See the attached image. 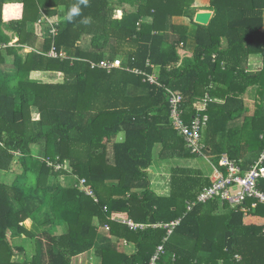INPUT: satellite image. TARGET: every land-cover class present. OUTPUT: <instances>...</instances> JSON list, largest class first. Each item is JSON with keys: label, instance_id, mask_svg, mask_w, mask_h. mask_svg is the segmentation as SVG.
<instances>
[{"label": "trees", "instance_id": "16d2710c", "mask_svg": "<svg viewBox=\"0 0 264 264\" xmlns=\"http://www.w3.org/2000/svg\"><path fill=\"white\" fill-rule=\"evenodd\" d=\"M76 3L0 0V173L10 176L0 180V264H71L90 250L99 264H148L161 243L158 264H264V204L244 212L219 196L196 201L210 175L177 164L168 165L169 195L151 190L155 144L159 162L196 156L171 125L165 91L122 68L91 67L120 57L124 67L151 72L149 62L182 95L187 123L208 93L205 153L223 173V155L246 168L264 149V0H210L206 25L193 21L194 0H118L120 8L88 0L69 23L65 14ZM43 14L57 24L55 36ZM173 16L191 24H174ZM52 45L66 57L49 56ZM257 53L263 66L249 71ZM33 72L60 73L62 81H37ZM78 177L97 203L75 186ZM154 179L167 186L166 177ZM115 218L148 226L132 230ZM178 219L170 234L153 227ZM21 236L33 240L32 256L12 242ZM18 255L23 260L13 261Z\"/></svg>", "mask_w": 264, "mask_h": 264}, {"label": "built area", "instance_id": "2783aa9c", "mask_svg": "<svg viewBox=\"0 0 264 264\" xmlns=\"http://www.w3.org/2000/svg\"><path fill=\"white\" fill-rule=\"evenodd\" d=\"M40 22L47 23L49 25V32L52 36L57 33V24L50 21L44 14L41 15ZM49 56L56 57L60 56L65 58L66 54L64 52L57 53L55 46L52 45L51 49L47 53ZM215 59V54L212 55ZM148 66L153 67L149 62ZM91 67H97L106 69L110 71L114 68H122L127 71H131L135 74L141 75L142 80L146 81L151 85L162 88L165 91L168 104L170 107V122L176 133L183 137L186 146L192 154L196 156L204 157L213 169L212 175L210 176L212 180L211 186L204 188L197 196L196 201L205 202L212 199L215 196H219L222 200L226 201L230 207H238L241 211H247L250 208H254L257 204H264V190L259 187V183L264 179V149L260 152L259 156L251 163L248 164L246 168H242L239 161L228 158L226 155L221 156L220 164L224 166L225 173L221 172L210 160L205 153V144L202 141V130L207 124L208 116L205 113L208 102L212 101V97L206 93L201 101L196 102L195 109L196 112L192 115L190 123L185 122L183 119L182 112V95L173 90L172 88L162 84L158 79L157 72H144L141 69L124 67L123 61L120 57L113 60L102 59L98 62H91ZM61 165L57 164L55 167L59 168ZM69 170V166L65 163L64 166ZM75 186L79 188L81 192L85 195L91 197L95 203L98 202V198L95 195L92 188L87 184L85 178H77ZM236 187L237 190L232 191V188ZM250 202V206L247 205V201ZM188 209L195 205V202H188ZM115 222L125 224L130 229L143 230L148 225L144 223H137L132 219H120L115 218ZM179 219L172 221L168 224H154L153 227H165L167 228V234H170L172 229L179 223ZM96 226L100 227L99 223ZM105 229H108V225H104ZM166 240V238L164 239ZM124 246H127L129 242L123 240ZM164 253L163 244H159L153 254L151 255L148 264H158L159 258ZM235 259L239 260L240 256L235 255Z\"/></svg>", "mask_w": 264, "mask_h": 264}, {"label": "crops", "instance_id": "0c3cea01", "mask_svg": "<svg viewBox=\"0 0 264 264\" xmlns=\"http://www.w3.org/2000/svg\"><path fill=\"white\" fill-rule=\"evenodd\" d=\"M111 3H117L118 0H110ZM113 5V4H112ZM114 6L116 8H120V6H116L114 4ZM195 9H198L199 8V11H210L211 12V17L210 19L212 18L213 14H214V10L213 8H211L210 6V0H194V3L192 5ZM124 7L130 11L131 9H133L130 5H124ZM195 16V15H194ZM172 23L174 24H180V25H190L191 24V20L188 18V17H185V16H173L172 17ZM193 21H194V17H193ZM210 21V20H209ZM262 32H264V11H263V14H262ZM189 45L187 48H191V43H190V40L188 41ZM184 57L183 54H181V59ZM215 58H216V55H215ZM213 59V58H212ZM215 60V59H213ZM263 66V59H262V55L257 53V54H251L249 59H248V65H247V69L249 71H256L260 68H262ZM152 68V71L151 72H157L158 73V70L155 66L151 67ZM36 73V72H34ZM50 73H53V74H56V76H59V78L61 77L62 78V75L60 73H54V72H47V74H50ZM61 81V80H59ZM250 98V97H249ZM254 99V97H253ZM213 100V99H212ZM246 101L249 100V101H253L251 98L248 99L246 98L245 99ZM37 114V118H38V112L36 110H32V115H33V118L34 119H37L35 118ZM35 115V116H34ZM161 150V145L160 144H155L154 147H153V164L152 166H150L147 171H148V177L150 179V187H151V190L154 191L157 195L159 196H168L169 195V183H170V168L168 165H182L180 163V161L182 160H178V159H174L170 162H167V161H163V162H159L158 160V155H159V152ZM168 168V171H169V174L168 175H164V177L167 178V186L166 185H162V186H159V187H156L154 185L155 183V179H154V175L159 177L158 174H161V170L163 169H166ZM160 178V177H159ZM98 223V219L97 218H94L93 220V224H97ZM122 245H124L122 243ZM125 252L128 253V254H132L134 253L135 251V247H134V244L132 243H129L127 245V247H124ZM92 250H90L89 252H91ZM88 253V252H87ZM85 253V254H87Z\"/></svg>", "mask_w": 264, "mask_h": 264}, {"label": "rangeland", "instance_id": "374dc122", "mask_svg": "<svg viewBox=\"0 0 264 264\" xmlns=\"http://www.w3.org/2000/svg\"><path fill=\"white\" fill-rule=\"evenodd\" d=\"M112 4L113 5L115 4L116 6L119 5L118 3H113V2H112ZM198 11H199V8L195 9L194 15ZM192 32H193V29L190 32V36H191V34H193ZM14 40H15V38H13V41ZM24 50L26 51L27 49H24ZM31 77H32V79L37 80V81H47V82H49V81L50 82H59V80L62 81L61 77L59 78V76H56V74H53V73L47 74V73H41V72H36V73L33 72L31 74ZM254 94H255L254 89H251L249 91V93L246 95L247 96L246 98H248V99L251 98L253 100ZM252 102L253 101L247 100V103L250 106L252 105ZM35 118H37V114H36ZM180 163L182 165H185V166L199 168L202 170V172L204 174H207L210 176L212 175V172H213V169L210 166L209 162L202 156H195L194 158L185 159V160L180 161ZM161 172H162L161 174H158V176L160 178H161V176L164 177V175L166 176L169 174L168 168L161 170ZM9 179H10L9 175H4V174L0 173V180L8 181ZM235 190H237V188L233 187L232 191H235ZM25 224L29 225V221H26ZM12 242H14L15 244L23 245L25 247L27 253L29 254V256H32V254L34 253V249H33L34 248V242H33V240H31L25 236H21V237L12 239ZM121 246H122L123 250L125 251L126 249H124V247H127V246H124V245H121ZM22 260H23V255H18V256L13 257V261L21 262ZM71 264H99V260L96 258V255H95L94 251L92 250L91 252H88L87 254H84L82 256L74 258L72 260Z\"/></svg>", "mask_w": 264, "mask_h": 264}, {"label": "clouds", "instance_id": "9594fccd", "mask_svg": "<svg viewBox=\"0 0 264 264\" xmlns=\"http://www.w3.org/2000/svg\"><path fill=\"white\" fill-rule=\"evenodd\" d=\"M81 5L87 7L88 0H77V3L74 4L67 11V13L65 14V19H66L67 22L71 23L75 17L80 16V14H81ZM82 23L88 24L89 23V19L88 18H84L82 20Z\"/></svg>", "mask_w": 264, "mask_h": 264}, {"label": "water", "instance_id": "95a60500", "mask_svg": "<svg viewBox=\"0 0 264 264\" xmlns=\"http://www.w3.org/2000/svg\"><path fill=\"white\" fill-rule=\"evenodd\" d=\"M211 17L210 11H198L195 13L194 22L206 25L209 23Z\"/></svg>", "mask_w": 264, "mask_h": 264}]
</instances>
